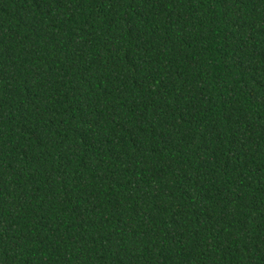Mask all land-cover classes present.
<instances>
[{
	"label": "trees",
	"instance_id": "16d2710c",
	"mask_svg": "<svg viewBox=\"0 0 264 264\" xmlns=\"http://www.w3.org/2000/svg\"><path fill=\"white\" fill-rule=\"evenodd\" d=\"M0 264H264V0H0Z\"/></svg>",
	"mask_w": 264,
	"mask_h": 264
}]
</instances>
